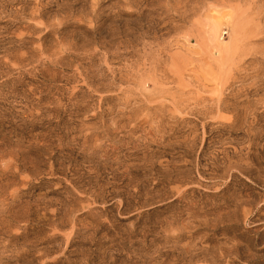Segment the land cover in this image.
I'll list each match as a JSON object with an SVG mask.
<instances>
[{"label": "rangeland", "instance_id": "374dc122", "mask_svg": "<svg viewBox=\"0 0 264 264\" xmlns=\"http://www.w3.org/2000/svg\"><path fill=\"white\" fill-rule=\"evenodd\" d=\"M0 264H264V0H0Z\"/></svg>", "mask_w": 264, "mask_h": 264}]
</instances>
